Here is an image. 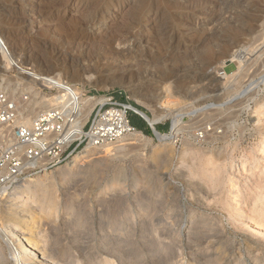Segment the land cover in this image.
<instances>
[{
  "label": "rangeland",
  "instance_id": "rangeland-1",
  "mask_svg": "<svg viewBox=\"0 0 264 264\" xmlns=\"http://www.w3.org/2000/svg\"><path fill=\"white\" fill-rule=\"evenodd\" d=\"M35 4L40 6L32 8ZM78 24L88 41L69 38ZM153 24V38L165 40V48L174 52L151 69L135 67V82L148 70L172 72L182 81L180 94L172 97L177 101L170 103L171 98H143L127 83L97 81L121 72L128 64L124 56L146 43ZM0 35L14 56L37 72L58 74L80 90L113 96L150 117L167 115L153 125L159 133L171 130L173 116L179 122L177 134L163 142L145 122L149 134L139 142L109 155L96 148L88 172L56 179L55 212L35 224L34 235L51 257L44 264H264V221L258 214L264 211V194L235 203L231 193L239 180L245 197L241 186L248 180L238 169L258 157L264 142V114L257 110L264 101V0H0ZM240 49L245 58L228 62ZM3 65L0 53V78L13 77L7 88L0 82V90L17 97L28 93V85L37 89L21 85L22 79ZM248 87L254 97L240 98ZM34 107L25 114L32 115ZM131 114L137 120L138 113ZM262 155L255 176L264 171ZM57 169L47 173L56 175ZM10 198L0 200L4 204ZM1 218L13 229L14 220ZM194 220L201 222L173 235L179 223ZM5 244L0 237V264H16Z\"/></svg>",
  "mask_w": 264,
  "mask_h": 264
},
{
  "label": "bare ground",
  "instance_id": "bare-ground-1",
  "mask_svg": "<svg viewBox=\"0 0 264 264\" xmlns=\"http://www.w3.org/2000/svg\"><path fill=\"white\" fill-rule=\"evenodd\" d=\"M39 6L37 4H35V5H33L32 8H37ZM41 8L45 9L44 6L43 7L41 6ZM53 8H54V6H46V9L52 10ZM81 25L82 24H78L77 26H74L71 29V32H70L71 36L69 38L74 40L77 37L78 38L80 37V39L82 41H88V39H90L88 37V35H83V36L80 35ZM155 25L153 24L150 31L146 33V41H145L146 43L140 44V46H138V47H140V49H136L137 51L135 53H131V54L124 56L125 61H127L126 63H128V64H125L124 66H122L121 72L116 73V74H113V73L112 74L111 73L106 74L104 76V78H102L100 80L98 79L97 81L98 82L103 81V83L104 82H111L112 84L113 83H120V84L121 83H127L129 86H132L134 88L135 92H141L142 91L141 97H143V98H148V97L163 98V97H165V99L171 98V100L170 99L168 100L169 103L177 101V99L174 100V98L172 99V97H174L177 94H180L179 93V90H180L179 86L181 85L180 82L182 80L177 79L178 77H174V74L172 72H168L167 74H164V75H163V73H161L162 74L161 75L158 70L157 71L156 70L155 71L154 70H150V71L148 70L143 75V77H141V79H143V80L141 81L139 79L141 82H138V83L135 82L136 81L135 79L138 78L137 73L135 72V67H140L142 65H146L151 69L157 65H160V64L166 62L167 57L169 58L172 56L171 52L173 50L171 52H169L170 46H167L165 48V42H164L165 40H160V39H158L157 36L155 37L156 39L153 38L154 35H157L156 34L157 29L155 28L156 27ZM6 40H5V38H3L0 35V53L2 54L3 61H4L3 66H6V65H8L10 63H14V62H16L17 64H24V65L27 64V62L25 63L21 60H18L14 56L12 49H11V46L9 45V43ZM132 47H133L132 44L128 45L127 50L130 51L132 49ZM152 48H157L156 49L157 51H155L152 54L147 53V49H152ZM243 58H245V51L240 49L236 54L231 55V58L228 59L227 61L236 63V62H241ZM223 66L224 65H222V67ZM42 73H44V72H42ZM48 73H50V72H48ZM224 74L226 75L227 73H224ZM57 76H58V74H57ZM212 79H214L213 81H216V80H218V77H217V79H215V78H212ZM12 80H13V77L10 75H8V76L5 75V76L0 78V82H2V83L4 82L6 88L9 87V84L12 82ZM165 83H167V85H165V87H163V84H165ZM262 83L264 84V77L261 80V84ZM137 84H140V85H137ZM257 84H259V83H257ZM144 85H146V86H144ZM215 85H216V83H215ZM215 85H213V86L215 87ZM248 86H250V85H248ZM24 88H25V90L28 91V93H30L32 95L31 102H29L26 106H24V109H27L28 106H36V107H34V109H32V113H35V110H36L35 108L49 107L52 104V101L50 99H44L42 97H39L38 93L35 91V89L31 85L30 86L28 85L27 87H24ZM137 88H138V90H137ZM195 89H197V88L195 87ZM181 90H185V89H181ZM191 90L192 89H190V91ZM143 91H145V92L143 93ZM250 91H251V89H250V87H248L246 90L240 92V94H243L240 96V98L242 96L243 97L246 96ZM139 94H138V96H140ZM196 94H198V93H196ZM249 95H250V93H249ZM216 96H218V95H216ZM253 97H254V95H252L251 97H248L247 99H252ZM235 98H239V97H235ZM220 106L222 107L223 105L220 104ZM130 108L134 112L144 116L145 119L148 121V123H150L152 126L155 125V123L159 119H163L167 116L166 115V116H162V117L158 118L155 115H153L150 117L149 115L145 114L143 111H141L137 107H134L133 105H130ZM257 110L260 112V114H264V101L262 103L260 102V104L257 106ZM177 116L182 117V114H178V115H176V117ZM30 119H31V117L24 118L25 122H27V123L30 121ZM178 125H179V122L177 120H175V118L173 116L172 127L168 133H159L157 131L155 132L159 141L163 142V141H167L169 139H172L174 137V135H176L178 130H179L177 128ZM143 134L144 133H142L141 131H136L135 133L126 135V136L122 137L121 139H119L117 141L118 143L117 142H114L115 144L110 143L111 145L105 144V145H102V146L96 147V148H98V149L103 148L102 152L104 153V155H109V154H111V152H113L115 150L117 151V149H119L121 147L133 144L135 142H139L142 137L144 138ZM122 141H124V142L122 144H119V142L121 143ZM125 141H127V142H125ZM96 148L95 147H87L83 152L74 155L70 162H68L67 164H65L63 166L58 167V169L55 170V171H58L57 172L58 174L55 175V173H54V175L56 177L54 175H52V172H49V173L44 172V173H42L36 177L24 179L20 184H18L15 187V190L10 194L11 198L8 201V203L3 204L1 201L2 199L0 200V237L6 243L5 245L10 250L12 256L15 259L14 261H16V264H31L30 261L33 262L32 264H44V263H48L49 261H51V257L49 255L47 256V254L42 250V246L39 245V243L41 244V242H43V241L41 240L40 237H35V235H34L35 229L38 227L35 224L37 223V220L39 218H41L42 216L50 217L55 212V208L57 207V204H58V199L54 196V187L56 184L55 183L56 179H59L60 181L64 182L68 178H70L73 174L88 172L89 167H87V163L94 161V158H91V157L89 158V156L91 155L92 150H94ZM259 148H260L259 149L260 152L257 154L258 157H249L250 159H247V161L245 160V161L241 162V165H240L241 168L238 169L239 174L241 175L240 177H242V179H245V180L247 178L248 181L246 180L247 183L245 186H241L244 190H246L245 197H241V195H240V190H241L240 185L241 184H240L239 180L234 182V184L232 186L231 193L233 194V196H232L233 199L235 197V200H236L235 203H241V202L245 203L247 200H249L252 197L255 200L264 194V171H261L262 175L255 176V172L260 171V169L257 167V164H258V158H260L261 155L264 153V142L261 143ZM262 157H263V155H262ZM255 169H257V171H255ZM235 177H236V175H235ZM244 183H245V181H244ZM101 193H102V191H101ZM0 196H2V194H0ZM103 198H101V200H103ZM149 203H150V205L155 206V204H153L152 200L149 201ZM236 208H237V205H236ZM200 214L201 213H199V215ZM258 214H259L261 220L264 221V211L261 210V212H259ZM235 215H237V214L235 213ZM1 216L6 217L7 219L6 218H4V219H6L7 221L8 220H10V221L14 220L12 222L13 229L12 228L8 229L4 226V224L2 223ZM236 218H237V216H236ZM16 219H18V220H16ZM250 220H253V219L250 218ZM197 221H199V220H197ZM197 221L194 220L193 222H190V224L187 222L179 223L180 225H179V228L176 229L177 231H172L173 235L179 236L181 233L180 229H187V228L190 229L192 227V225H194V224L197 225ZM199 222H201V221H199ZM256 222H258V221H256ZM159 227H162V226H158V228ZM130 229H132V228H130ZM192 229H193V227H192ZM127 231H129V230H123V232H127ZM151 231L155 232L156 229L153 228ZM120 232H122V231H120ZM16 238H19L21 240V242L19 240H17ZM148 238H149V236H148ZM159 238L158 239L156 238V239L159 240ZM156 242H158V241H156ZM38 252H40V253H38ZM117 253L120 254L121 252L119 250H117ZM34 254H38L39 256L34 257L35 256ZM106 260H108V259H106ZM110 261H107V263L109 264ZM76 264H81V263H79V261H77Z\"/></svg>",
  "mask_w": 264,
  "mask_h": 264
},
{
  "label": "built area",
  "instance_id": "built-area-1",
  "mask_svg": "<svg viewBox=\"0 0 264 264\" xmlns=\"http://www.w3.org/2000/svg\"><path fill=\"white\" fill-rule=\"evenodd\" d=\"M22 83L36 86L52 104L25 114L30 93L17 97L0 90V198L24 179L70 162L87 147L117 142L139 131L131 121L130 104L99 92L80 90L69 82L31 66L8 64ZM225 73V72H224ZM31 117L25 122L24 118Z\"/></svg>",
  "mask_w": 264,
  "mask_h": 264
},
{
  "label": "trees",
  "instance_id": "trees-1",
  "mask_svg": "<svg viewBox=\"0 0 264 264\" xmlns=\"http://www.w3.org/2000/svg\"><path fill=\"white\" fill-rule=\"evenodd\" d=\"M136 116V115H135ZM130 117V121L131 123L137 127V129L141 132H143L144 134H149V130L146 127V123L145 121H143L142 118H140L139 116H136L137 120L134 118L133 114H129ZM139 122V123H138Z\"/></svg>",
  "mask_w": 264,
  "mask_h": 264
},
{
  "label": "water",
  "instance_id": "water-1",
  "mask_svg": "<svg viewBox=\"0 0 264 264\" xmlns=\"http://www.w3.org/2000/svg\"><path fill=\"white\" fill-rule=\"evenodd\" d=\"M142 119H144V121L149 125L150 129H151V132H152V135L157 138V135L155 134L156 130H155V127L152 126L150 123H148V121L145 119L144 116H142L141 114H138Z\"/></svg>",
  "mask_w": 264,
  "mask_h": 264
}]
</instances>
